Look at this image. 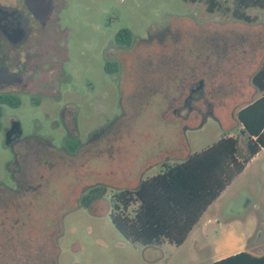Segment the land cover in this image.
<instances>
[{
  "label": "rangeland",
  "instance_id": "obj_1",
  "mask_svg": "<svg viewBox=\"0 0 264 264\" xmlns=\"http://www.w3.org/2000/svg\"><path fill=\"white\" fill-rule=\"evenodd\" d=\"M249 14L247 24L204 2L55 0L20 70L28 86L2 106L0 244L10 259L0 264H210L264 247V150L180 246L131 242L111 221L115 193L221 138L238 137L247 153L235 115L260 96L251 79L264 62V10ZM122 31L129 51L117 47ZM13 121L21 132L10 147ZM96 187L105 195L85 202Z\"/></svg>",
  "mask_w": 264,
  "mask_h": 264
},
{
  "label": "trees",
  "instance_id": "obj_2",
  "mask_svg": "<svg viewBox=\"0 0 264 264\" xmlns=\"http://www.w3.org/2000/svg\"><path fill=\"white\" fill-rule=\"evenodd\" d=\"M204 2L210 13L228 14L236 21L253 23L249 10H264V0H183ZM128 31L117 35L119 42L128 37ZM130 37H128L129 39ZM251 83L264 92V62L252 76ZM11 97L0 98V129L2 106H17ZM241 135L246 136L247 153L241 155L238 137L221 138L212 146L193 153L181 163L174 164L151 178L141 181L134 190L113 195L111 221L116 230L131 242L144 246L167 241L175 246L184 243L206 209L221 195L235 176L264 149V96L240 109L236 115ZM104 187L91 189L84 201L102 198ZM138 204L129 214V208ZM213 264H264V253L253 256L241 252Z\"/></svg>",
  "mask_w": 264,
  "mask_h": 264
},
{
  "label": "flooded vegetation",
  "instance_id": "obj_3",
  "mask_svg": "<svg viewBox=\"0 0 264 264\" xmlns=\"http://www.w3.org/2000/svg\"><path fill=\"white\" fill-rule=\"evenodd\" d=\"M54 2L55 0H0V98L9 96V91L27 88V84H19L24 78L21 69L28 70L30 66L29 51L41 35L40 31L49 23ZM116 43L121 50H131L130 41L119 42L116 37ZM117 63L119 66L123 64L120 57L117 58ZM201 90L202 81H198L190 89L188 98L192 99ZM6 134L9 140L7 145H16L19 141L18 123L11 122ZM0 259H10L6 257L2 244Z\"/></svg>",
  "mask_w": 264,
  "mask_h": 264
},
{
  "label": "crops",
  "instance_id": "obj_4",
  "mask_svg": "<svg viewBox=\"0 0 264 264\" xmlns=\"http://www.w3.org/2000/svg\"><path fill=\"white\" fill-rule=\"evenodd\" d=\"M260 93H261V94H260V96H259L258 98H260L261 96H264V92H260ZM240 128H241V127H240ZM262 150H264V149H262ZM262 150H261V151H262ZM261 151H260V152H261ZM260 152H259V153H260ZM259 153H258V154H259ZM258 154H257V155H258ZM257 155H256L253 159H255V158L257 157ZM253 159H252V160H253ZM252 160H251V161H252ZM251 161H250V162H251ZM250 162H249V163H250ZM249 163H248V164H249ZM248 164H247V165H248ZM246 167H247V166H246ZM193 229H194V228H193ZM191 232H192V231H191ZM255 249H257V250H256L255 253H253L252 251L255 250ZM251 250H252V251H251ZM241 252H246V251L237 250V251H235V252H232L231 254H223V255H219L216 259H212L211 262H210V264H213V263H215V262L221 261V260H223L224 258H227V257H229V256H232V255H235V254H238V253H241ZM247 253H249V254H251V255H253V256H260V255H262V253H264V247H260V246L254 244V245H252V247L250 248V250H249Z\"/></svg>",
  "mask_w": 264,
  "mask_h": 264
},
{
  "label": "water",
  "instance_id": "obj_5",
  "mask_svg": "<svg viewBox=\"0 0 264 264\" xmlns=\"http://www.w3.org/2000/svg\"><path fill=\"white\" fill-rule=\"evenodd\" d=\"M12 128H14V126H12ZM18 131H19V136H20V132H21V130H20V126H19V124H18ZM6 136H7V134H6ZM6 143H7V144L9 143L8 136L6 137Z\"/></svg>",
  "mask_w": 264,
  "mask_h": 264
}]
</instances>
